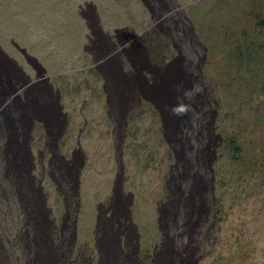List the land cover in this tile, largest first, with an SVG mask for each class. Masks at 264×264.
I'll return each mask as SVG.
<instances>
[{"label": "flooded vegetation", "instance_id": "obj_1", "mask_svg": "<svg viewBox=\"0 0 264 264\" xmlns=\"http://www.w3.org/2000/svg\"><path fill=\"white\" fill-rule=\"evenodd\" d=\"M139 1L151 21L143 22L141 34L121 25L118 15L112 28L91 1L79 4L77 12L86 26L84 58L91 63L80 73L88 74L83 82L93 96L80 102L72 80L79 72L69 61L65 66L58 62L63 53L55 50L53 56L42 44L21 45L14 34L4 37L0 29V221L6 222L7 215L17 235L39 243L38 260L49 259L51 250L61 247L57 231L63 238L74 225L70 236H77L78 218L68 223L74 213L67 209L62 225V219L57 220L61 207L54 202L62 200L63 193L65 201L72 194L77 206L81 198L88 202L86 191L91 188L86 182L95 172L97 213L91 214L97 229L111 244L132 237L134 251L142 252L133 215L137 197L130 187L137 169L132 167L143 159L139 143L157 129L170 161L163 204L178 215L184 212V234L189 237L184 245L168 233L173 253H167L189 254L184 259L188 264L198 262L201 250L192 241L203 232L207 205L215 199L216 163L223 144L220 105L205 84L207 47L178 0ZM116 2L134 13L126 0ZM158 32L168 41L160 47L153 37Z\"/></svg>", "mask_w": 264, "mask_h": 264}, {"label": "rangeland", "instance_id": "obj_2", "mask_svg": "<svg viewBox=\"0 0 264 264\" xmlns=\"http://www.w3.org/2000/svg\"><path fill=\"white\" fill-rule=\"evenodd\" d=\"M85 1L100 7L103 19L112 28L119 20L115 18L117 15L121 25H129L136 34L143 33L146 26L143 22L151 25L149 11L139 0L125 2L134 10L133 14L116 0H0V29L5 30L4 37H10L11 32L21 45L42 44L46 53L53 56L55 50L63 53V59L58 62L65 66L69 61L79 72H74L72 79L78 102L93 97L83 82L88 74L80 73L91 65L84 58L85 22L77 12L79 4ZM177 3L184 5L196 33L207 47L205 84L220 105L218 131L223 137L216 163L214 197L209 193L215 199L207 205L210 213L202 221L203 232L192 241L201 250L197 264H264V0H178ZM148 35L152 37V33ZM153 37L156 47L168 43L163 32ZM36 48H32L34 52ZM147 136L149 140L139 143L138 151L141 150L143 159L141 165L132 167L137 169V174L130 185L137 197L133 215L141 235L140 254L134 251L136 244L132 237H126L121 245L117 239L111 244L104 232L97 229V221L91 214L97 213V190L92 183L98 177L95 172L86 182L91 188L90 192L86 191V196L91 197L88 202L84 203L81 195L77 206L75 197L70 194L65 201L64 193L60 196L62 200L54 202L56 208L61 207L57 220L62 219V225L66 224L67 209L74 213L68 223L74 224L78 218L77 236H70L74 225L63 238L57 231L55 240L61 247L55 246L49 259L38 260L35 256V250L41 249L36 246L38 242L33 244L29 238L17 235L14 224L4 214L6 222L0 221V264H188L184 259L189 254L173 257L167 253L168 250L173 253L168 233L176 242L187 245L186 218L182 210L178 215L177 210L168 211L170 205L163 204L168 192L165 175L170 167L167 144L157 129ZM68 202L71 205L66 207ZM74 206L78 211H73Z\"/></svg>", "mask_w": 264, "mask_h": 264}]
</instances>
